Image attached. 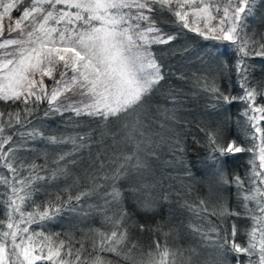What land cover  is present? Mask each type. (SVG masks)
<instances>
[{
  "label": "snow or ice",
  "instance_id": "6c2138e0",
  "mask_svg": "<svg viewBox=\"0 0 264 264\" xmlns=\"http://www.w3.org/2000/svg\"><path fill=\"white\" fill-rule=\"evenodd\" d=\"M255 21L264 25V0H0V264H264ZM184 30L215 43L195 46ZM154 46L199 67L176 71ZM241 153L248 172L230 175ZM64 214L79 222L66 234L31 227ZM185 233L194 243L182 246Z\"/></svg>",
  "mask_w": 264,
  "mask_h": 264
},
{
  "label": "trees",
  "instance_id": "16d2710c",
  "mask_svg": "<svg viewBox=\"0 0 264 264\" xmlns=\"http://www.w3.org/2000/svg\"><path fill=\"white\" fill-rule=\"evenodd\" d=\"M13 17H18L19 13L18 12H13ZM253 23V26L256 27L259 31L264 32V25H260L258 21L255 22H250ZM5 24V33L4 36L7 37L8 36V32H7V26H8V21L7 19L4 22ZM166 30L175 28V25H169V24H165L164 25ZM185 35L190 38L191 40L196 41V45L195 46H201L203 44H207V45H212L213 43H215L214 41H203L200 37H198L195 33H191V32H187V30H184ZM12 35H15V33H13ZM154 50L156 52L157 55L162 56L163 57V62L165 63V65L167 66L169 63L174 64L175 65V70L176 71H187V72H191L194 71L195 68L199 67V65H193V66H187L186 64H182L181 62H179V58L177 57L175 61H170L168 58V55L165 51V46H154ZM229 59H231V56L228 57ZM255 67H256V78L259 79L261 77H264V70H262V62L259 58H257L254 61ZM46 83L51 84V81H48L46 79ZM222 87L228 88L229 85L227 83V81H225L222 84ZM239 92L238 88H233L232 94L235 95ZM46 107V105H45ZM243 105L242 104H234L232 105L230 111H231V118H232V125H231V133L230 135L235 136L237 135V129L235 126V119L236 116L238 115V109H242ZM203 111V101H197L196 103L192 104L191 106V115L192 116H197L199 117V113ZM41 115H42V110H41ZM226 115V113H221L220 117H213V119H223L224 116ZM189 119H191V117H189ZM243 119V118H242ZM264 123V122H262ZM44 127L46 128V130L50 131V132H55L57 130L58 127V121H48L45 123ZM62 130V129H61ZM185 131L187 132V148H188V156L187 159H190L193 161V164L195 167H199L198 164H196V161L198 159H202L205 155V148L197 145L196 143L193 142L192 137L196 136L198 138H200L201 140L203 139L202 134L199 133L196 128L194 126H192L189 129H185ZM241 139H243V136L240 137ZM256 143H259V140L256 141ZM39 147H43V145H39ZM251 157L250 153H241V154H237L235 157H232L229 159L226 167L228 169V173L234 174V173H239L241 176H245L248 172L249 169V164L248 161ZM38 163H42V161H38ZM259 163V161L257 160V164ZM197 179H199V177H197ZM201 193H203L204 189H200ZM235 189H231L230 191L226 192V196L229 199V204L232 207L236 206V198H235ZM196 193L194 192L193 195H195ZM37 203L41 202L42 200L45 199V197L41 194L38 195L37 197H35ZM168 215V210L167 208L164 209V211L161 213V216L159 218H165ZM185 222H187V217H184ZM218 222V221H217ZM78 220L77 218L72 215V214H64L61 216L56 217L55 219L51 220V221H46L43 222L40 225H32L31 227L37 231L42 230L45 234H56V233H68L70 231L73 230V225L78 224ZM87 224H91L94 227H100V220L97 218L95 220H89L86 222ZM238 223L241 226V230L243 231V227L245 225V221H238ZM140 239L144 242L145 246L148 243V239L147 236H143L140 237ZM196 240H198L199 238H195ZM238 239L243 242L246 238L241 235L240 237H238ZM190 243H194V238L187 235L186 233L183 234V237L181 239V244L182 246H188ZM46 250V249H45ZM43 263L45 264V261H43ZM233 264H235V262L233 261Z\"/></svg>",
  "mask_w": 264,
  "mask_h": 264
},
{
  "label": "rangeland",
  "instance_id": "374dc122",
  "mask_svg": "<svg viewBox=\"0 0 264 264\" xmlns=\"http://www.w3.org/2000/svg\"><path fill=\"white\" fill-rule=\"evenodd\" d=\"M36 264H44V263H43V261H37ZM45 264H49V262L48 261H45Z\"/></svg>",
  "mask_w": 264,
  "mask_h": 264
}]
</instances>
